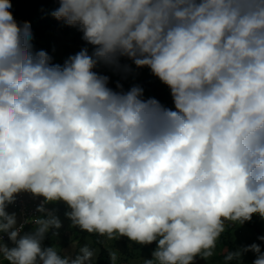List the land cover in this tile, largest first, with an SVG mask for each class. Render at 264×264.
I'll return each instance as SVG.
<instances>
[{
    "label": "clouds",
    "instance_id": "9594fccd",
    "mask_svg": "<svg viewBox=\"0 0 264 264\" xmlns=\"http://www.w3.org/2000/svg\"><path fill=\"white\" fill-rule=\"evenodd\" d=\"M58 2L52 16L94 47L62 66L33 51L30 23L0 0V234L14 244L0 235L3 258L93 264L87 244L74 256L43 245L62 226L46 208L56 202L81 231L155 242L143 264H195L214 255L226 222L264 220V0ZM121 57L149 68L175 110L93 71ZM21 192L42 197L46 217L24 235L6 211ZM249 251L264 264L256 243L224 264Z\"/></svg>",
    "mask_w": 264,
    "mask_h": 264
},
{
    "label": "trees",
    "instance_id": "16d2710c",
    "mask_svg": "<svg viewBox=\"0 0 264 264\" xmlns=\"http://www.w3.org/2000/svg\"><path fill=\"white\" fill-rule=\"evenodd\" d=\"M36 1L38 0H10L12 7L9 9L19 25L22 26L24 22L30 23L32 32L31 40H33L36 47H40L42 41H44L46 48L52 49L55 43L52 33L57 30L64 37V48L71 49L72 55H75L83 48L88 49L89 55L92 54L94 47L83 39V32L78 26H69L65 21L57 20L52 16L51 13L59 7L58 0H40L41 3L33 9V12L24 16L25 9L28 7L29 3ZM47 6L49 7L46 9ZM43 8H45L44 11H39L40 9L43 10ZM39 50L41 49L38 48V51ZM47 53L49 55V51ZM51 63L54 64L53 58ZM126 67L130 69V72L123 77L124 79L121 83L122 88H117V83H119L118 78L120 75L124 74V68ZM98 69L100 71L103 70L109 72L110 75L113 76L115 82L109 87L114 91H128L131 87L137 86V80L139 78L141 88H143L144 92H147L146 97H143L144 99L155 98L166 108L175 110L169 88L154 76L149 68H138L130 59L129 61L119 60L118 64L115 65L101 62L98 64ZM42 201L43 198L40 197V204ZM53 211L55 212V215L59 219L65 221V223L61 224L62 226L60 229H52L49 231L43 241L45 247L57 245L61 256H64L66 255L64 251L68 250L69 247L73 245L71 255L74 256L88 239L93 238L96 241V244L99 243L98 234H89L85 231H81L78 227H72L71 220L65 216V213L70 211L66 204L63 202H56ZM41 216H43V214L38 213L35 218ZM31 224L32 223L30 222V224L25 227L22 235L28 232ZM69 225L71 227L70 236L66 234ZM248 225L255 230L258 244L261 247V251L264 252V241L258 239V237L264 236V220L259 219L257 215H253L252 219L248 221ZM232 230L231 223H227L225 225V232L221 234L217 241V246L222 249L220 259H224L228 252H235L243 249L242 247H235V245L227 240L228 235L231 234ZM53 232H56L57 235L53 236ZM99 245L101 247V252L94 264H111L108 250L102 244L99 243ZM152 246L156 248V243H152ZM247 261L249 262L250 260L247 259ZM0 264H9V262L4 259L3 261H0ZM230 264H236V261H232Z\"/></svg>",
    "mask_w": 264,
    "mask_h": 264
},
{
    "label": "rangeland",
    "instance_id": "374dc122",
    "mask_svg": "<svg viewBox=\"0 0 264 264\" xmlns=\"http://www.w3.org/2000/svg\"><path fill=\"white\" fill-rule=\"evenodd\" d=\"M41 3L40 0L36 2H31L29 3L28 7L25 9V15L31 14L33 12V9L37 7ZM49 6L46 7V9ZM45 8L40 9L39 11H44ZM52 37L55 39V43L52 47V49H48L45 46L44 41H42V44L40 47H36L33 40H31L32 46H33V51H38V48L41 50H44L46 52L49 51V55L51 58L54 60V64H60L61 66L64 64V62L72 55V50L69 48H64L63 44L65 42L64 37L57 31H53ZM119 60H125L129 61L127 57H121ZM93 71L97 72L98 74L105 75L109 77V82H108V87L113 85L114 78L113 76L110 75L109 72L105 71H100L98 69V65L93 69ZM130 72V69L128 67L124 68V74L120 75L118 78L119 84L122 83L123 77ZM137 86H140L139 78L137 80ZM141 87V86H140ZM147 92H144V96L146 97ZM171 104V103H170ZM35 200L40 202V197H35ZM55 203H50L46 205V208L48 209V212L51 214L55 215V212L53 211ZM6 211L9 214L15 213L16 215V221H19V215L14 212L11 208V204H9L6 208ZM57 212V211H56ZM43 214V213H41ZM45 214H43L44 217ZM56 216V215H55ZM46 218V217H44ZM61 224L65 223V221L61 220ZM229 222H226V224ZM231 223V222H230ZM231 226L233 230L231 231V234L228 235L227 240L231 242V244L235 245L237 248H244L248 245H251L253 243L258 244L257 237H256V232L254 229L250 228L248 225V221L244 222L243 224L237 223H231ZM35 225L32 223L28 232L31 233L35 230ZM70 225L67 227L66 234L70 236ZM57 230V229H56ZM26 233V234H27ZM96 241L93 238L88 239L84 245L90 246L92 249L95 250V256L93 258V264L96 262L97 257L99 256V253L101 252V247L99 245L102 244L108 252H116L117 253V264H143V261L146 259H152V252L154 251L155 247L152 246V244L149 245H140L136 244L134 242H131L127 237H120L117 239L113 240H108L106 237L99 236L98 237V244L95 243ZM83 245V246H84ZM259 245V244H258ZM57 247L59 250V247L57 245H54ZM73 250V245L69 247L68 250H65L66 255H71V252ZM222 254V249L218 246L214 249V255L212 257H209L207 259H202L199 256L196 257L195 259V264H224V259H220ZM244 254V255H243ZM241 258H240V264H252V261L256 259V254L249 251L246 253H243ZM247 259L250 261L248 262ZM3 261L4 258L2 254H0V261Z\"/></svg>",
    "mask_w": 264,
    "mask_h": 264
},
{
    "label": "built area",
    "instance_id": "2783aa9c",
    "mask_svg": "<svg viewBox=\"0 0 264 264\" xmlns=\"http://www.w3.org/2000/svg\"><path fill=\"white\" fill-rule=\"evenodd\" d=\"M40 202L35 200V197L28 192H21L16 195L15 202L11 204L12 210L19 215V221L17 222V227L23 225V230L21 231V235L24 232V229L27 225L30 224V221L35 218V216L39 213L36 211L37 206ZM255 215V214H254ZM259 219L260 216L257 215ZM26 221H29L26 223ZM3 236V242L8 247H14V244L8 239L7 234H0Z\"/></svg>",
    "mask_w": 264,
    "mask_h": 264
}]
</instances>
